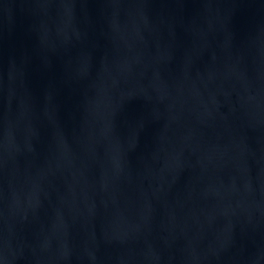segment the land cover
Returning a JSON list of instances; mask_svg holds the SVG:
<instances>
[{
	"label": "water",
	"instance_id": "1",
	"mask_svg": "<svg viewBox=\"0 0 264 264\" xmlns=\"http://www.w3.org/2000/svg\"><path fill=\"white\" fill-rule=\"evenodd\" d=\"M0 264H264V0H0Z\"/></svg>",
	"mask_w": 264,
	"mask_h": 264
}]
</instances>
